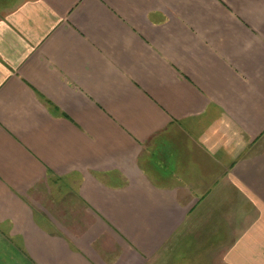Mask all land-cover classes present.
Returning a JSON list of instances; mask_svg holds the SVG:
<instances>
[{
	"label": "crops",
	"instance_id": "obj_1",
	"mask_svg": "<svg viewBox=\"0 0 264 264\" xmlns=\"http://www.w3.org/2000/svg\"><path fill=\"white\" fill-rule=\"evenodd\" d=\"M0 264H264V0H0Z\"/></svg>",
	"mask_w": 264,
	"mask_h": 264
}]
</instances>
